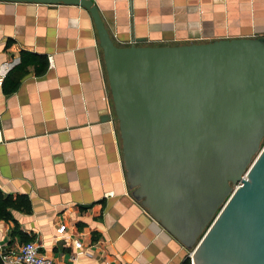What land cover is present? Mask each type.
Returning <instances> with one entry per match:
<instances>
[{
	"label": "crops",
	"instance_id": "obj_1",
	"mask_svg": "<svg viewBox=\"0 0 264 264\" xmlns=\"http://www.w3.org/2000/svg\"><path fill=\"white\" fill-rule=\"evenodd\" d=\"M92 2L119 46L264 37V0ZM22 52L43 55L46 70L30 63L5 93ZM0 190L31 204L0 221V251L33 241L54 264H182L190 254L128 191L95 26L79 5L0 1Z\"/></svg>",
	"mask_w": 264,
	"mask_h": 264
},
{
	"label": "water",
	"instance_id": "obj_2",
	"mask_svg": "<svg viewBox=\"0 0 264 264\" xmlns=\"http://www.w3.org/2000/svg\"><path fill=\"white\" fill-rule=\"evenodd\" d=\"M0 1L85 8L132 198L191 264H264V37L119 46L92 0Z\"/></svg>",
	"mask_w": 264,
	"mask_h": 264
},
{
	"label": "trees",
	"instance_id": "obj_3",
	"mask_svg": "<svg viewBox=\"0 0 264 264\" xmlns=\"http://www.w3.org/2000/svg\"><path fill=\"white\" fill-rule=\"evenodd\" d=\"M30 63H37L40 65L37 70L36 65H34L35 73L37 74H42L46 70L47 62L43 55L22 52L19 64L13 67L2 81L5 93H11L17 88L19 79L26 74V67ZM7 81H9V86H6ZM14 210L29 213L31 211V204L28 197L20 193L3 194L0 190V221L14 222L12 217V211ZM182 264H190L189 257H186Z\"/></svg>",
	"mask_w": 264,
	"mask_h": 264
},
{
	"label": "built area",
	"instance_id": "obj_4",
	"mask_svg": "<svg viewBox=\"0 0 264 264\" xmlns=\"http://www.w3.org/2000/svg\"><path fill=\"white\" fill-rule=\"evenodd\" d=\"M63 228L64 226H60L58 232H62ZM72 245L78 252L82 250L83 245L79 239H74ZM76 256L75 253L74 257ZM0 264H54V262L52 259L41 254L37 243L31 241L26 242L17 248L1 250Z\"/></svg>",
	"mask_w": 264,
	"mask_h": 264
},
{
	"label": "rangeland",
	"instance_id": "obj_5",
	"mask_svg": "<svg viewBox=\"0 0 264 264\" xmlns=\"http://www.w3.org/2000/svg\"><path fill=\"white\" fill-rule=\"evenodd\" d=\"M264 144V140L262 141V143H261V147H262V145ZM191 252V251H190Z\"/></svg>",
	"mask_w": 264,
	"mask_h": 264
}]
</instances>
